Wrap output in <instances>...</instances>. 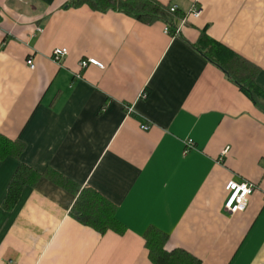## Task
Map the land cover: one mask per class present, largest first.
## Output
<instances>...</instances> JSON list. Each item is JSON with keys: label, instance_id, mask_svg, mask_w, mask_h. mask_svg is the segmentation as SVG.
<instances>
[{"label": "crops", "instance_id": "0c3cea01", "mask_svg": "<svg viewBox=\"0 0 264 264\" xmlns=\"http://www.w3.org/2000/svg\"><path fill=\"white\" fill-rule=\"evenodd\" d=\"M72 1L0 0V135L25 145L0 159V264H153L150 227L200 264H264V111L195 47L205 32L257 66L264 91V0H158L185 15L180 34ZM21 164L97 191L125 232L73 219L77 195L45 175L6 211ZM230 181L256 187L235 215Z\"/></svg>", "mask_w": 264, "mask_h": 264}, {"label": "trees", "instance_id": "16d2710c", "mask_svg": "<svg viewBox=\"0 0 264 264\" xmlns=\"http://www.w3.org/2000/svg\"><path fill=\"white\" fill-rule=\"evenodd\" d=\"M88 6L94 12H121L133 17L145 25L162 21L171 29L178 20L185 18L178 11L172 12V6L158 0H73L65 7ZM174 32V30H173ZM195 47L218 65L245 94L264 111V91L257 83L259 69L250 61L239 56L221 43L211 39L205 32L202 33ZM25 150V145L18 140H10L0 135V159L7 157L18 158ZM53 177L62 188L77 195L70 216L79 223L93 228L100 234L113 231L118 234L125 232V226L116 217V207L92 188H84L66 177L47 170L44 174L21 164L13 176L3 208L12 211L16 208L26 187H34L42 176ZM149 258L153 264H200L198 259L182 249L168 250L166 248L168 236L161 230L150 227L144 235Z\"/></svg>", "mask_w": 264, "mask_h": 264}, {"label": "built area", "instance_id": "2783aa9c", "mask_svg": "<svg viewBox=\"0 0 264 264\" xmlns=\"http://www.w3.org/2000/svg\"><path fill=\"white\" fill-rule=\"evenodd\" d=\"M172 12L178 11V8L176 6H172L171 8ZM201 14L200 9H195L192 12V16L195 18H198ZM174 33L175 34H180L181 28L180 27H174ZM166 33L172 32V29L167 26L165 29ZM68 50L66 48H61V49H56L53 53V60L57 63L61 62L65 57L68 55ZM27 65L31 70L35 69V64L32 59H29L27 61ZM89 65H94L98 66L100 68L103 67L101 63H99L95 59H88V60H83L80 62V67L81 68H86ZM142 98H147V95L143 93ZM127 113L130 115L134 112V108L132 105L128 106L127 108ZM141 129L143 130H148V126H142ZM193 141L189 140L186 145L188 148H191L193 146ZM225 190L228 194L227 199L224 204V209L229 215H235L237 213H241L246 211L248 205H249V199L250 197L254 194L256 191V187L253 184L250 183H238L235 181H230L227 183Z\"/></svg>", "mask_w": 264, "mask_h": 264}]
</instances>
